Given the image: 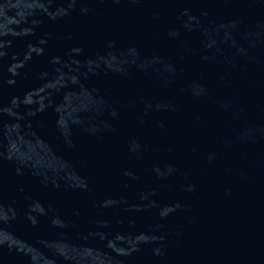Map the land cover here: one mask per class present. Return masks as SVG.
Wrapping results in <instances>:
<instances>
[{
  "label": "water",
  "instance_id": "water-1",
  "mask_svg": "<svg viewBox=\"0 0 264 264\" xmlns=\"http://www.w3.org/2000/svg\"><path fill=\"white\" fill-rule=\"evenodd\" d=\"M0 264H264V0H0Z\"/></svg>",
  "mask_w": 264,
  "mask_h": 264
}]
</instances>
